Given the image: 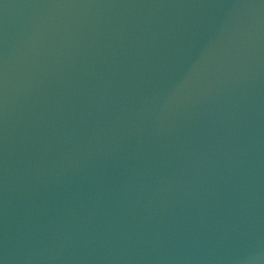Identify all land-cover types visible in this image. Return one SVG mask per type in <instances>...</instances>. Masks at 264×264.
Here are the masks:
<instances>
[{"label": "water", "instance_id": "95a60500", "mask_svg": "<svg viewBox=\"0 0 264 264\" xmlns=\"http://www.w3.org/2000/svg\"><path fill=\"white\" fill-rule=\"evenodd\" d=\"M0 264H264V0H0Z\"/></svg>", "mask_w": 264, "mask_h": 264}]
</instances>
